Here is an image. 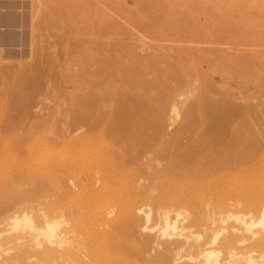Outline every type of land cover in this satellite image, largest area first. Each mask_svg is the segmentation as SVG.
<instances>
[{
  "label": "rangeland",
  "instance_id": "rangeland-1",
  "mask_svg": "<svg viewBox=\"0 0 264 264\" xmlns=\"http://www.w3.org/2000/svg\"><path fill=\"white\" fill-rule=\"evenodd\" d=\"M1 8L13 14L14 21L19 20L20 25L14 27V50L0 49V231L3 233L0 241H4L5 250L0 261L4 257L10 258L16 251L12 234L10 236L6 232L9 225H3L4 218L14 211V207L20 205L23 208L24 205L23 210L28 207L26 213L33 215L37 209L35 206L43 205L44 208L46 203L54 201L71 203L75 198L82 203L85 198L60 194L53 184L58 180L63 184L61 187H65V175L56 169L58 167L53 168L54 160H60L58 153L64 147H77L75 140L78 134L74 131L79 121L78 102L80 96H87V93L80 95L84 87L82 82L88 85L86 91L93 94L91 85L94 83H91L90 75L81 73L83 64L87 70L94 68L97 72L92 78L97 81L93 88L94 95H102L99 96L101 107H97L96 112L92 109L101 117L100 129L97 128L98 133L95 131L97 135L94 133L93 136L99 141L101 161L107 160L106 163L110 164L105 163L107 168L116 167L115 162L118 161V153L114 151L119 149V137L114 134L119 133L120 127L125 130L135 125L134 129H141V126L147 128V123L152 126L156 122L164 133H169L193 112L197 119L202 115L201 120L235 124L247 122L253 116L257 119L264 111V36L260 39L257 36L256 41L250 33L244 32L248 26L239 18L234 16L233 24L230 19V22L225 19L243 10H260L263 11L262 16L253 21L256 20V27L264 28V0H0ZM49 11L56 12L53 15L59 18L54 20V26L51 20L55 17L48 15ZM219 13L225 15L222 17L224 21L204 19V16ZM61 17L62 28H55L60 26L56 20ZM14 21L7 25H13ZM48 22L51 26L43 25ZM36 23L40 28L37 24L32 29ZM44 26L50 27H47L48 31L43 29ZM50 32L51 35L48 34ZM0 37L4 44L13 40L10 35ZM58 38L62 42L59 43ZM93 44H99L105 50L89 52L87 49ZM171 67L178 70L177 75H184L185 70L186 75L188 72L197 77L193 78L195 80L190 87H180L179 91L174 89ZM80 75L87 80L82 77L81 82ZM198 100L202 103L205 100L204 105L208 103V106L211 102L219 105L208 109L200 107L199 114V107H195L196 110L193 107V102ZM173 105L176 115L173 124L168 126ZM158 107L162 111H158ZM217 108L218 112L214 111L216 114L212 118V109ZM219 111L224 113L218 117L221 121L217 119ZM252 111L259 115L255 116ZM251 120L250 123L253 122ZM112 123L116 126L124 123L126 127L117 126L115 130L118 132L113 131L112 134ZM107 125L111 130H107ZM66 131L74 134L62 141L59 138ZM48 151H52V155L55 152V156ZM151 162V166L157 168L161 166L162 159ZM65 170H62L63 174L69 169ZM73 170H69L71 172L65 177L72 172L74 177L77 176L78 170ZM40 180L44 190L38 189Z\"/></svg>",
  "mask_w": 264,
  "mask_h": 264
},
{
  "label": "bare ground",
  "instance_id": "bare-ground-1",
  "mask_svg": "<svg viewBox=\"0 0 264 264\" xmlns=\"http://www.w3.org/2000/svg\"><path fill=\"white\" fill-rule=\"evenodd\" d=\"M53 13L56 12L48 15L55 17L51 20L54 26V20L59 18ZM262 14L263 11L260 10H243L230 14L225 19L232 22L234 16L239 18L240 22L248 26L246 31L240 32L250 33L257 41L263 38L264 28L256 27L257 22L253 20L259 19ZM209 15L204 16V19L219 22L223 20L224 14ZM9 18L14 21L13 14L3 11L0 14V25L12 24ZM61 19L62 17L59 21L56 20L59 25ZM19 22L14 21V27H18ZM62 22L65 23V20ZM45 24L50 25L49 22L43 25ZM60 26L55 28H62ZM47 27L44 26L43 29L47 30ZM48 34L51 35V32ZM50 35L46 34L47 37ZM87 50L98 52L105 48L93 44ZM170 69L175 76H181L175 78L171 74L175 79L174 89L190 87L195 80L193 78L197 77L188 72L186 75L185 70L184 75H177L178 70L175 71L173 67ZM81 73L90 75L89 79L94 85H91L93 94L87 92L88 85L82 82L87 77L80 75L83 83L81 86H84L80 95L87 93L89 100L84 94L78 102L79 121L74 131L78 134L75 140L77 150L70 146V149L64 147L66 149H61L57 155L60 160L53 162V168L58 167L56 169L61 170L63 176L73 168L79 173L76 171L78 175L75 174L77 176L74 177L72 172L74 178L72 175L67 178L64 176L63 188V184L57 179L53 184L60 194L72 197L82 195L85 198L82 197V203H78V198L71 203L48 202L44 204V208L39 204V208L35 206L37 209L33 211V215L31 213L32 216L26 213L28 207L26 211L23 210L24 205L23 208L19 205L23 211L18 206L14 207V211L4 218L3 225H9L6 232L10 236L12 234L16 251L8 259L4 257L5 261L1 259L0 264H264V111L257 114L259 117L257 112L252 111L257 119L254 116L248 119L250 115H246L247 122L234 121L235 124L218 118L221 108L218 116L216 115L220 123L209 121L210 119L201 120L202 115L198 116V120L193 117V112L191 119L187 118L190 120L180 122L169 133H164V129L156 122L152 126L147 123V128L140 124L141 127H138L141 129H134L133 125L132 131L129 130L131 127L128 123L129 129L121 130L120 127L119 133L114 134L119 137V149L114 151L118 153V161L115 162L116 167L107 168V160L104 162L100 159L102 152L98 150L99 141L93 136L99 128L101 117L94 114L95 109L101 107V94L94 95L97 81L92 79L97 72L94 68L87 70L83 64ZM88 94H91V99ZM201 100L193 102L195 110V107H199V114L200 107L208 109L219 105H214V102H211L212 106H208V103L204 105L205 100L204 103ZM172 107L169 114L171 123L168 126L173 124L176 115V108L174 105ZM213 109L212 113L218 112V108ZM208 114L209 112L207 117ZM250 120L253 122L250 123ZM117 126L114 125L112 131L109 128V131L113 134ZM71 133L66 131L59 139H70V135L74 134ZM53 155L55 156V152ZM159 158L162 159L161 166L153 168L151 161ZM65 169L69 170L63 174L62 170ZM40 187L38 189L44 188L42 183ZM2 234L0 231V237ZM3 243L4 241H0V258L2 251H5Z\"/></svg>",
  "mask_w": 264,
  "mask_h": 264
},
{
  "label": "crops",
  "instance_id": "crops-1",
  "mask_svg": "<svg viewBox=\"0 0 264 264\" xmlns=\"http://www.w3.org/2000/svg\"><path fill=\"white\" fill-rule=\"evenodd\" d=\"M5 8H1L0 9V14L3 13V11L5 12L4 10ZM7 12V11H6ZM13 13H14V9H13ZM1 28H0V35H10L13 39L10 43H7V44H4L3 41H1L2 44V47H4V49L6 51H11V50H14V24L13 25H0ZM5 30V31H4ZM1 48V47H0Z\"/></svg>",
  "mask_w": 264,
  "mask_h": 264
}]
</instances>
